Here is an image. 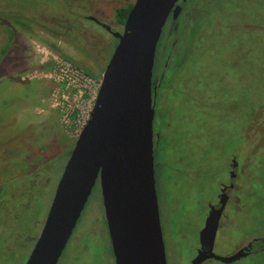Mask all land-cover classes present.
I'll list each match as a JSON object with an SVG mask.
<instances>
[{
    "label": "rangeland",
    "instance_id": "obj_1",
    "mask_svg": "<svg viewBox=\"0 0 264 264\" xmlns=\"http://www.w3.org/2000/svg\"><path fill=\"white\" fill-rule=\"evenodd\" d=\"M208 1L204 16L199 6L194 22L175 33L159 70L168 65L154 119L168 264H192L210 205L239 166L241 204H228L214 254L230 257L264 238V0ZM135 2L0 0V264H27L85 127L77 115L66 120L63 108L93 111L118 46L95 21L120 34L116 13ZM59 62L85 83L64 84ZM59 264H116L100 183ZM233 264H264V252Z\"/></svg>",
    "mask_w": 264,
    "mask_h": 264
},
{
    "label": "water",
    "instance_id": "obj_2",
    "mask_svg": "<svg viewBox=\"0 0 264 264\" xmlns=\"http://www.w3.org/2000/svg\"><path fill=\"white\" fill-rule=\"evenodd\" d=\"M178 1L136 0L120 34L95 21L116 37L118 46L27 264H59L97 183L115 263L168 264L156 182L152 87L160 37L170 14L179 12ZM223 209L224 201L212 209L192 264H233L248 256L243 251L230 257L214 254Z\"/></svg>",
    "mask_w": 264,
    "mask_h": 264
},
{
    "label": "flooded vegetation",
    "instance_id": "obj_3",
    "mask_svg": "<svg viewBox=\"0 0 264 264\" xmlns=\"http://www.w3.org/2000/svg\"><path fill=\"white\" fill-rule=\"evenodd\" d=\"M211 3L212 2H209L207 0L206 4L203 5L202 0H179L178 3L176 4V7L180 8L179 12L176 15L174 14V12H172L170 14V16L166 22V25L163 29L162 35L160 37V41L163 39V37H165L167 44L164 43L165 42V40H164L162 43L163 48L159 49V46H160V41H159L157 52H156V57H155L156 61H155L154 70H153V87H152L153 88V101H154L155 110L157 108V101H158L157 95L160 92L161 87L163 85L162 83L164 81V77H165L164 75L166 74L165 71L168 68V65H166V64L163 65L164 67H163L161 74H159V70L162 68L161 67L162 61H165V59H169V57H171L173 54L172 53L173 48H172V46L170 47L171 39L172 40L174 39L175 33L178 32L182 28V25H184L186 22H190V23L194 22L193 21L194 20L193 15H194L195 11L199 8V6H202L204 8V11H201L200 17H202L206 13V9H205L206 6H209ZM88 19L95 21L94 19H91L90 17ZM116 23H117V20H116ZM103 28L106 30L105 27H103ZM106 31L109 32L108 30H106ZM109 33H111V32H109ZM173 45H174V43H173ZM157 57H158L159 62L157 61ZM157 63H159V64L157 65ZM158 76H159V78H158ZM235 164H236V161L234 159L232 161V165L235 166ZM237 165H238V163H237ZM232 175H233V181H232V179H230L228 185L222 186V189L217 196V203L214 205L211 204L210 208H209L208 217H209L210 213L212 212V209L214 207L216 209H220V202L224 201V209L222 210V216L220 219L219 228H220L221 221L225 215V211H226L228 204L230 202H232V203L235 202V204H236L235 209H239V205L241 204V198H240V194H239L240 187L237 188L238 183H239V180L237 181V178L242 176V171L240 169V166H239V172H238V170L234 171L231 169L230 178L232 177ZM233 196H234V198H233ZM225 218H226V220L228 219V217H225ZM206 221H207V219H206ZM219 228H218V230H219ZM36 243H37V241L35 242V244ZM255 245H262V247H260L259 249H257V251L254 252ZM200 249H201V245H200ZM200 249H199V251H200ZM242 251L246 252V254H248L247 257L252 255L253 253L256 254L257 252H264V238H258V239L249 241L246 244H243L241 247L238 248V250L233 255H236ZM198 252H197V255H198ZM209 261L210 260H206L203 264H209Z\"/></svg>",
    "mask_w": 264,
    "mask_h": 264
},
{
    "label": "built area",
    "instance_id": "obj_4",
    "mask_svg": "<svg viewBox=\"0 0 264 264\" xmlns=\"http://www.w3.org/2000/svg\"><path fill=\"white\" fill-rule=\"evenodd\" d=\"M60 63V64H59ZM58 65V71H59V77L60 80L63 81L64 84H66L68 87L78 88L81 87V83H85V77L80 75L78 72L73 70V68L64 62H59ZM57 71V73H58ZM56 73V75H57ZM80 98L82 94L81 90H79ZM98 97V96H97ZM97 100V98H96ZM95 100V103H96ZM76 103V100H75ZM78 105V104H77ZM81 104H79L80 106ZM95 106V105H94ZM81 107V106H80ZM94 109V108H93ZM63 114L65 115L66 120H71L75 115L79 117V119L85 120V126L88 124L89 120L91 119L92 112L90 111L87 116V112L83 110V108L77 107H71L70 105H67L62 110ZM87 119V120H86ZM84 129V128H83Z\"/></svg>",
    "mask_w": 264,
    "mask_h": 264
},
{
    "label": "trees",
    "instance_id": "obj_5",
    "mask_svg": "<svg viewBox=\"0 0 264 264\" xmlns=\"http://www.w3.org/2000/svg\"><path fill=\"white\" fill-rule=\"evenodd\" d=\"M132 10V7H130V8H127V9H125V8H122V9H119L118 11H117V13H116V20H117V24L119 25V26H121V27H123L124 26V24H125V22H126V19H127V17H128V15H129V13H130V11ZM73 148H71L70 149V152L72 153V150ZM71 153H70V156H71ZM154 155H155V167H156V169H158V167H157V164H156V153H154ZM70 158V157H69ZM157 178V177H156ZM159 197V196H158ZM60 262V261H59Z\"/></svg>",
    "mask_w": 264,
    "mask_h": 264
}]
</instances>
